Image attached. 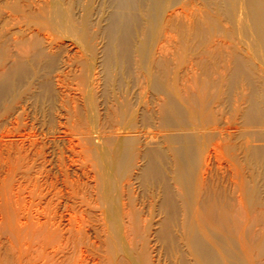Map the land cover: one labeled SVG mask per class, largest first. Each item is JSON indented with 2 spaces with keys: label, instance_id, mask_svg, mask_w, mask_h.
<instances>
[{
  "label": "bare ground",
  "instance_id": "6f19581e",
  "mask_svg": "<svg viewBox=\"0 0 264 264\" xmlns=\"http://www.w3.org/2000/svg\"><path fill=\"white\" fill-rule=\"evenodd\" d=\"M35 18L26 23V37L25 29H18L19 39L13 32L14 38L8 36L0 105L11 109L18 100L30 101L51 132L64 125L85 131L77 153L92 161L98 205H91L98 207L102 225L95 237H101V261L91 259L87 228L81 227L86 218L74 215L76 228L66 227L65 244L60 241L53 252L62 253L72 231L78 248L56 262L264 264V77L255 76L245 48L234 42L225 44L231 52L224 73L210 66L223 47L216 39L222 21L230 26L224 35L243 37L264 65V0H52ZM63 38L78 52L70 54ZM158 44L165 46L161 53ZM188 56L195 66L190 79ZM74 67L71 76L65 73ZM66 76L72 96L57 91L67 88ZM223 94L228 101H219ZM233 94L239 97L231 108ZM225 104L232 115L223 121ZM148 127L151 135L141 131ZM2 212L0 264H36L37 258L55 263L54 256L42 258L41 243L32 249L37 258L28 260L35 243L26 241L21 226L10 227Z\"/></svg>",
  "mask_w": 264,
  "mask_h": 264
},
{
  "label": "rangeland",
  "instance_id": "374dc122",
  "mask_svg": "<svg viewBox=\"0 0 264 264\" xmlns=\"http://www.w3.org/2000/svg\"><path fill=\"white\" fill-rule=\"evenodd\" d=\"M51 1L52 0H0V52H1L0 53V55H1L0 56V72L5 69L4 67L6 66V64L8 62L7 56H8V51L11 47H7V46H10V42H11L10 39H12V37H13L12 32L16 34L18 29L24 30L26 28V23L29 24L31 22V24H29V25L34 24L36 21L35 15L38 14V9H40V8L45 9L47 6H49ZM68 1L69 0H63V3L66 4ZM15 6H16V8H15ZM36 7H37V9H36ZM25 13H27V14H25ZM31 16H34V17H31ZM15 21H17V23ZM20 21H21V23H20ZM33 28L30 26V30ZM222 29H223L222 33H220V35L218 34L216 39H217V42H220V44L223 47H222L221 51H219L216 55L213 56V58L215 60H213V58H210V60L212 62L210 66H214L215 69H217V71L219 73H224V69L228 65H230L228 58H229V53L231 52L229 48H226L225 44L228 45L231 42H234L236 44L242 45L245 48V51H243L242 54L243 55L245 54L246 56L250 57V59L252 60V63L255 66V71H254L255 76L257 78H260V80H262V78L264 77V65L257 60V54L254 53L249 42L247 40H245L243 37H241L240 35H236V36L231 35L230 38L226 37L224 34L227 30H230V26H229V24H227L224 21H222ZM28 33H29V30L25 29L24 37H26L28 35ZM15 34H14V37H16V39H19L20 35L19 34L15 35ZM8 36H10L9 37L10 39L8 38ZM62 42L66 45V48L70 51L69 52L70 54L71 53L75 54V52H78L77 47L75 45H73L70 40H66L63 38ZM159 44H164V43L162 42ZM159 44H158V46H160L159 47L160 49L158 47H157L158 49L157 48L156 49L158 50V53H161L160 52L161 49H164L165 46L164 45L161 46ZM4 56H6V57H4ZM190 57L191 56L187 57L186 64L184 66L185 71L188 74V76H187L188 79L191 78V73L195 68V66L192 67V62L190 61ZM75 69L77 70L78 68H76V67H74V69L69 68V69H65L64 71H65V73H67V75L71 76V74L73 72H75ZM69 73H71V74H69ZM69 76L68 77L66 76V78L62 77L63 82H65L66 85H68V86L65 89L58 87L57 91L60 90V93H62L61 95H66V94L68 95L70 93L71 95L70 94L69 95L72 96L76 93L75 91L72 90L74 86H73L72 81L70 79L71 77H69ZM69 82H70V84H69ZM188 85H190L192 88L194 84H192V82L189 80ZM66 89L68 91H66ZM223 90H225V87L223 88ZM64 91H65V93H63ZM71 91H73V92H71ZM238 92H239V90H238ZM238 97H239V95L237 96V95L233 94V96L231 98L232 100L230 102L231 108L233 106L234 107L236 106V104L238 102ZM219 101H221V102L228 101L226 99V94L220 95ZM29 102L30 101H27L26 103H24L21 100H18L15 103L16 105L14 104L11 109L5 108L6 107L5 103L0 105V218H1V214L3 213L2 211H4L5 215H7L6 221L8 222L10 227H14L15 229H19L21 226V228L24 229L23 233H26L25 234L26 241L28 240L27 242L29 244L35 243L33 246L31 244L32 248L29 249L30 251L28 250L29 252L27 254L28 260H30V259L32 260L33 257L35 259L38 256L37 255L38 252H35L36 253L35 254L34 249L39 248V246L41 244H44V246H43V257L42 258H44V255H45V257L54 256L53 251L55 249L56 250L58 249V245L63 244V243L65 244V240L68 237V232H69L68 228H70L71 230H74L76 228V225H74L75 222L72 221V216L78 215V216L82 217V215H83L82 219L86 218L85 221L88 220L90 217H92L94 219V222H93L92 218H91L90 222L86 221V225L84 223L85 221H82L83 224H81L82 225L81 227L83 229L87 228L84 231L88 232L86 236H88V238L91 239V240L89 239V243L90 242L91 243L90 244L88 243L89 244L88 247L91 249V255L93 254L95 256L94 257L92 255L93 258L91 257V259L94 260L93 262H99L98 260L101 261L100 258L102 256V252H101L102 250H101V247H99V243L97 244L96 242L101 241V239H100L101 237L100 238L98 237V241H97V238H95V237L98 234L97 232H99V234H100L101 231H99V229L102 230V225H99V224H101L98 221L100 219V215L99 216L97 215V213L100 214V211L98 210L97 206H93V205H98L97 202L93 200L94 197L96 198V192L95 191L97 190V187H98L97 186L98 182H96V181H98V179L96 178V175L94 173V170L92 167V161L89 159L87 154L85 155V153H83L82 155L79 154L80 156L78 155V153H81V151L83 150V148H81V147H82V144L85 142V141H83V137L85 136V131H83L81 129H80L81 131L78 129H72L70 126H68L69 127L68 128L66 125H64L65 121H67V118H66V116L62 115L60 122L64 123L63 124L64 126H61L60 129L57 130L56 132H51L50 130H48L47 127L45 128V126L42 125L43 124V122L41 121L42 118L40 117V113H39L38 109L36 108V106L32 102H30V103ZM216 104L218 105V103H216ZM216 104L211 106V108H213V110L217 109ZM20 106H21V108H20ZM221 108L225 112L224 117H223V121H225L226 118L231 119L232 111H229V107L227 106V104H225V106L221 107ZM23 112H25V114ZM62 119H64V120H62ZM60 130H62V131H60ZM143 130H141V131L144 134L146 133L145 135H148V134L151 135L153 133V129L151 127L150 128L148 127L147 130H146V128ZM73 132H76V133H73ZM115 133L113 131V134H115ZM119 135L123 137V136H126V133L120 132ZM68 140H70V141H68ZM81 142H83V143L81 144ZM261 144H263V143L252 142L251 145H261ZM84 145H85V143H84ZM21 155H23V156H21ZM68 157H70V158H68ZM84 157L87 159H85ZM23 159H24V161H23ZM82 163L84 164V166ZM79 165H82V166H79ZM223 167H224V165H223ZM222 172H223V170H222ZM74 178H76V179H74ZM65 180L68 181L67 184H66ZM93 188H96V189H93ZM74 190H75V192H74ZM76 190L79 193V195L82 196L83 199H81V196L79 197ZM31 191H32V193H31ZM69 191H71V192H69ZM72 192L74 194H76L77 196H75ZM137 192H138V190H137ZM70 193L72 194V197H71ZM73 197H75V198H73ZM86 197L89 199L86 200L87 199ZM90 198L93 200V201L91 200L92 202L90 201ZM79 200H81V202H82L81 204H79L80 203ZM84 200H86V201H84ZM89 201H90V203H89ZM86 202L89 203L90 205L87 204ZM77 203L79 204V206L76 205ZM85 203H86V205H85ZM91 204H93V205H91ZM83 205L85 206L84 208H82ZM76 206H78V208ZM87 206L89 207V209ZM91 206H93V207H91ZM69 208L73 209V210H70ZM82 209L86 210V212L83 211ZM80 210L82 213L80 212ZM73 211L76 213H74ZM91 212H92V214L95 212L94 214L97 215L98 217L97 216L95 217L94 214L93 215L91 214V216L88 217V215ZM86 214H88V215H86ZM46 215H49V216L45 217ZM85 216H87V217H85ZM66 220H68V221L66 222ZM12 221H13V223H12ZM20 221H21V224H20ZM26 222H28V224ZM70 223L73 224V226L70 225ZM25 224H26V227H28V229H26ZM29 224H30V226H28ZM17 225L19 226V228ZM55 225L57 227L56 229H54ZM66 227H68L67 228L68 230L66 229ZM59 228H60L61 232H58ZM94 228L96 229L95 230L96 232L94 231ZM49 230L50 231L53 230V231H51L53 234L49 232L50 234L48 235ZM34 231H35V233H33ZM28 232L30 234H27ZM72 232L76 233L74 231H72ZM93 232L96 234L93 235ZM60 233H62L61 235L64 236V237L62 236L63 237L62 239L59 238L61 236ZM65 233H67V235ZM73 233L71 235L72 236L71 243H68L67 247L63 246V248H62V253L64 255L62 253H59L60 255L64 256V258L61 257L60 255H58V253H57V255L60 257H58L57 255L54 256V259L52 260L53 263L55 261L54 264H58L57 262L59 260H60L59 263L60 262L62 263L63 259L68 260V257L69 258L71 256L73 257L72 253L73 254L75 253V249H77L78 245H79L78 243L73 242V241H75L74 237L75 238L78 237V234L73 235ZM89 233H92V235ZM56 234L57 235L59 234L58 235L59 237H57ZM37 235H39V236H37ZM52 236H55L54 240L56 238H57V240L54 241L52 239L53 238ZM89 236H91V237H89ZM37 237H39V238H37ZM46 237H47V239H46ZM49 237H51V239H49ZM38 239H40V240L36 241ZM32 240H33V242H32ZM48 240H50V241H48ZM51 240H52V243H54V245L50 243ZM62 240H63V243L60 242ZM77 241L78 240L76 238V242ZM36 243H38V245ZM39 243H41V244H39ZM91 244H93V245H91ZM35 245H37V246H35ZM74 245H76L77 248H74V247H76ZM53 246L55 247L54 249H53ZM33 247H34V249H33ZM50 247H52L51 248L52 251L50 250ZM95 247H97V248L95 249ZM65 249L67 250V253H66ZM72 250H73V252H72ZM68 251L70 252L69 253L70 255L68 254ZM33 253H34V255H33ZM29 254H30V257H29ZM96 257H98L99 259ZM35 260H38L37 262L39 264L43 263L42 261H40L39 258H37ZM37 262H36V264H37ZM90 264H92V263H90Z\"/></svg>",
  "mask_w": 264,
  "mask_h": 264
}]
</instances>
